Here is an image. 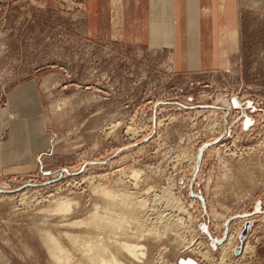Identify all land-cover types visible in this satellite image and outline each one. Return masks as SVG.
I'll list each match as a JSON object with an SVG mask.
<instances>
[{
    "label": "rangeland",
    "instance_id": "374dc122",
    "mask_svg": "<svg viewBox=\"0 0 264 264\" xmlns=\"http://www.w3.org/2000/svg\"><path fill=\"white\" fill-rule=\"evenodd\" d=\"M71 2L9 0L0 31L1 99L9 109L0 142L9 139L16 121H23L29 137L23 112H35L30 136L42 142L44 115L51 140L48 148H30L36 165L28 170L0 165V264H56L42 240L49 230L67 248L69 264H98L97 253L93 258L84 248L98 238L110 247L114 237L143 243L148 253L145 263L124 264H239L253 258L243 255L246 245L255 254L256 246H264V10H244L242 49L231 68L178 75L167 57L145 47L115 48L114 37L109 44L85 36L82 17L72 19L81 7ZM30 82L38 94L27 91L25 101L10 109L9 95ZM100 186L128 198L114 203L99 194ZM130 196L141 203H135V215ZM62 198L72 205L64 215L55 213ZM168 199L182 210L169 207ZM123 202L126 217L135 219L124 220ZM111 213L126 221L116 226L121 230L108 224L115 217L103 218ZM96 214L104 222L95 224ZM245 215L247 221L239 220ZM68 233L93 240L72 246ZM211 234L218 244L232 235L235 250L229 251L232 244L214 250Z\"/></svg>",
    "mask_w": 264,
    "mask_h": 264
},
{
    "label": "crops",
    "instance_id": "0c3cea01",
    "mask_svg": "<svg viewBox=\"0 0 264 264\" xmlns=\"http://www.w3.org/2000/svg\"><path fill=\"white\" fill-rule=\"evenodd\" d=\"M71 4L81 7L78 14L71 15L74 21L77 16L82 17L86 23L85 36L95 40L104 38L109 44L114 37L118 40L115 48L145 47L162 59L167 57L168 67L178 75L227 70L226 64L231 68L242 49L244 10L256 6L264 10V0H72ZM9 10V0H0V31L7 22ZM35 86L34 82L18 86L9 95V108L16 109L22 98L25 101L27 91L37 95ZM1 98L0 90V127L9 114ZM24 113L21 116L28 120L25 123L29 137L23 121H16L10 128L9 139L0 142V165L8 169L13 166L15 171L34 167L33 148L34 151L38 145L48 148L51 141L44 115L39 120L40 131L45 133L42 142L30 136L29 124L33 122L34 127L35 112L29 116ZM239 264H264V246H256L255 256Z\"/></svg>",
    "mask_w": 264,
    "mask_h": 264
},
{
    "label": "bare ground",
    "instance_id": "6f19581e",
    "mask_svg": "<svg viewBox=\"0 0 264 264\" xmlns=\"http://www.w3.org/2000/svg\"><path fill=\"white\" fill-rule=\"evenodd\" d=\"M242 100V99H241ZM244 102V101H243ZM243 102H240V103H243ZM244 104V103H243ZM135 171V170H134ZM139 174V173H138ZM100 193L99 194H101V195H105V196H107V197H111L110 199H114L112 202H114V203H117V202H115V199H117L116 197H118V199H119V197H121V196H117L116 194H118V193H115V191H111V190H109L107 187H103V186H100L99 188H96ZM97 191V192H98ZM95 193H96V190H95ZM120 194V193H119ZM126 196V198H128L127 197V195H124V196H122L121 198H124ZM103 198H106V197H103ZM131 198V196L129 197V199L127 200L128 202L131 200H133V199H130ZM63 199V198H62ZM117 199V200H118ZM122 200V199H121ZM125 199H123V201H124ZM120 201V200H119ZM134 201H136V200H133V202ZM137 202V201H136ZM136 202H134V204L132 203L131 205H130V207H128V208H132V212H134V208L133 207H136V205L137 204H139L140 203V201H139V203H136ZM167 204L169 205V207H171V208H176L177 210H182V208L180 207L181 205H179L176 201H174V200H171V199H168L167 200ZM56 206H55V211H57V212H55V213H61V212H67L66 214H68V212L70 211L71 212V203L69 204V202H68V200H60L59 199V201L57 202L56 201ZM107 203V202H106ZM114 203H112V204H114ZM126 203V202H125ZM125 203L123 202V205H122V203H120V206H121V208H122V206L124 207V211H122V209H121V211L122 212H125L124 214L122 213V215L124 216L125 214H127V209H125V207H127V205L126 206H124L125 205ZM135 203H136V205H135ZM144 203V201L142 202V204ZM111 204V205H112ZM128 204V203H127ZM141 204V203H140ZM109 206V202H108V207L110 208V210H112L113 209V205L112 206ZM117 205V204H116ZM116 205H114V206H116ZM129 205V204H128ZM105 206V205H104ZM139 206V205H138ZM145 206V207H144ZM144 206H142L141 205V207L142 208H144V209H146V205H144ZM99 207V206H98ZM98 207L96 208V209H98ZM140 207V209H142ZM148 207V206H147ZM115 208V207H114ZM100 209H103V208H101L100 207ZM105 209H107V207L105 206ZM119 210H120V208H118ZM135 209H137L136 211L138 212L139 210H138V208H135ZM144 209H142L143 211H144ZM116 210V209H115ZM131 210V209H130ZM175 210V209H174ZM97 211V210H96ZM113 211V213H114V209L112 210ZM141 211V210H140ZM142 211V212H143ZM104 212V211H103ZM107 212H109L110 213V211H107ZM116 212V211H115ZM118 212V211H117ZM116 212V213H117ZM120 212V211H119ZM118 212V213H119ZM132 212H128V213H132ZM97 213H101V212H97ZM117 213V214H118ZM121 213V212H120ZM119 213V214H120ZM146 213V212H145ZM62 214V213H61ZM65 214V215H66ZM133 215H135L136 213L134 212V213H132ZM132 214H130V215H132ZM60 215V214H59ZM62 215H64V214H62ZM103 215H106V214H103ZM103 215H102V217H103ZM110 215H112V213L111 214H107L106 216L107 217H103L104 219H106V218H108ZM115 215V214H114ZM95 216V217H94ZM123 216H121V214H120V216H118L117 218L118 219H122V217ZM126 216H128V214L127 215H125V217H124V220H126L127 218H129V217H126ZM91 217H94L95 218V220H94V222L96 221V220H102V218H101V216H97V214L96 215H91ZM111 217H115V216H111ZM121 217V218H120ZM245 217V218H244ZM243 217V219L242 218H240L239 220H245V221H247L248 220V217H249V215H245ZM94 218H91V219H94ZM110 218V217H109ZM108 218V219H109ZM116 218V217H115ZM116 218V219H117ZM135 219V216H130V218L129 219ZM140 218V217H139ZM65 219V218H64ZM90 219V220H91ZM113 220L112 218L109 220V222L110 223H108V224H111V226H112V224H113V226H114V228H118L117 229V231H119V227H116L117 225H123L122 224V222L124 221V220ZM92 221V223H93V220H91ZM128 221V220H127ZM83 222V221H82ZM98 222V221H97ZM97 222H95V224L97 223ZM101 222H104L103 220L101 221ZM126 222V221H125ZM125 222H123V223H125ZM76 223V222H75ZM75 223L73 224V225H75ZM80 223V222H79ZM88 224H89V222H87ZM87 223L85 224L86 226H87ZM83 224H84V222H83ZM95 224H93V225H95ZM98 224H99V222H98ZM104 224V223H103ZM102 224V225H103ZM107 224V223H106ZM93 225H91V226H93ZM174 225V224H173ZM104 226L105 225H103L102 227H103V229L105 230L106 228H108V227H106V228H104ZM109 226V225H108ZM88 228L90 227V226H87ZM94 227V226H93ZM96 228H97V225L95 226ZM110 227V226H109ZM122 227V226H121ZM181 227V226H180ZM200 227V226H199ZM111 228V227H110ZM100 230H103L102 228H99ZM206 227H205V231H206ZM103 230V231H104ZM108 231H109V229H107ZM116 230V229H115ZM121 230V229H120ZM123 231V230H122ZM121 231V232H122ZM46 232V231H45ZM48 232H50L51 233V231L49 230ZM46 233V235H45V237L44 238H42V240L44 239V241H45V243L46 244H44L46 247H48L47 248V250L50 252L49 254L51 255V259H53L54 260V262L56 263V264H69V263H71V262H69V254H67L68 252H66L65 250L67 249V248H63L64 246H62V245H59L58 243V241L55 239V237H53V235L52 234H50V233ZM104 232H106V231H104ZM111 232V231H110ZM113 230H112V233H109V234H113ZM116 232V231H115ZM178 232V231H177ZM117 233V232H116ZM114 234V235H117V234ZM120 233V232H119ZM123 233V232H122ZM228 233H229V230H228ZM239 233V232H238ZM237 233V236L239 235ZM121 234V233H120ZM155 234V233H154ZM66 235H69L70 236V238H71V242H72V246H74V245H77V243L81 240V241H83V240H85L86 242H87V240L89 241V242H91V240H93L92 238H87V237H80V235H79V237H77V236H71L72 234H66ZM106 235H107V233H106ZM114 235H113V237H114ZM125 235V234H124ZM143 235V234H142ZM156 235H158L157 233H156ZM69 236H67V237H69ZM111 237L112 238V235H108V237ZM211 236H212V238H213V240L211 241V244L212 245H215V249L213 248V246H212V248L214 249V250H217V249H221V250H223V251H226V247L227 246H229L230 244H232L233 245V243H231L232 242V239H233V236L231 235L230 237H229V239H228V241H227V238H228V235L226 236V243H225V245H224V243H222V244H218V243H215L214 241H219V238H217V239H214V235H212L211 234ZM124 237V236H123ZM156 238H159L160 239V236H155ZM163 237V236H162ZM161 237V238H162ZM82 238V239H81ZM86 238V239H85ZM208 238V237H207ZM99 239V238H98ZM97 239V241L95 242H92L90 245H88V246H86V247H88V248H84V249H88V251L87 252H89L90 250V252H92V257H93V254H94V256H96V258H95V260L92 258V257H90V258H92L93 260H94V262H98V264H124L125 262H124V260L126 261V260H128V261H130L131 259L134 261V262H141L142 263V261H141V259L143 260L145 257H147V254L148 253H146V251H145V248H144V244L142 243V242H140V243H142V245H140L139 244V242L138 243H133V242H129L128 240H122V238H120V237H114V238H112V239H110V243H112L111 242V240H113V239H116V240H114L113 241V243H115V244H113V245H116L117 246V248L116 249H114V251H113V249L111 248L112 246H110V247H108V246H106L107 244L106 243H103V244H105V245H103V244H99V242H100V240H98ZM117 239H119L118 241H117ZM128 239V238H127ZM132 239V238H131ZM138 239V238H137ZM140 239V238H139ZM138 239V240H139ZM159 239H158V241H159ZM248 239V238H247ZM70 240V239H69ZM102 240V239H101ZM221 240V239H220ZM143 241V240H142ZM156 241H157V239H156ZM69 243H70V241H68ZM238 242L239 243H241L242 242V237L240 236V238H238ZM82 243V242H81ZM81 243L79 242L78 244H80V246H82L83 245V247L85 246V242H84V244H82L81 245ZM107 243H109V242H107ZM194 243V242H193ZM108 245H111V244H108ZM187 245H190L191 246V244H187ZM223 245V246H222ZM62 246V247H61ZM70 246H71V244H70ZM78 246V245H77ZM116 246H113V247H116ZM210 246V245H209ZM187 247V246H186ZM236 247V246H235ZM76 248V247H75ZM146 248H148V247H146ZM190 247H187V249H189ZM77 249V248H76ZM81 249V248H80ZM83 249V250H84ZM230 249V248H229ZM69 250V249H68ZM78 250H79V247H78ZM150 250V249H149ZM235 249H234V245H233V247H232V249H230L229 251H234ZM80 251V250H79ZM94 251H96L95 253H94ZM89 252V253H90ZM99 252V253H98ZM228 252V251H227ZM70 253V252H69ZM79 253V252H78ZM88 253V254H89ZM97 253V254H96ZM82 254V253H81ZM96 254V255H95ZM90 255V256H91ZM121 255L124 257V255H125V257H124V259L123 260H121L122 259V257H121ZM243 255H249L250 257H252L253 255H255V250H254V247H252L251 245H246V247H245V249H244V254ZM245 256H243V257H245ZM80 257V256H79ZM83 257V256H82ZM120 257H121V259H120ZM203 257H206V255H204L203 254ZM243 257H242V259H243ZM72 258V257H71ZM89 258V257H88ZM86 259V258H85ZM92 259H90V260H92ZM224 259L225 258H223L222 259V261L224 262ZM92 260V261H93ZM209 260V259H208ZM133 261H132V263H133ZM127 262V261H126ZM129 263V262H128ZM127 263V264H128ZM143 263H145L144 262V260H143ZM156 263V262H155ZM133 264H135V263H133ZM137 264V263H136Z\"/></svg>",
    "mask_w": 264,
    "mask_h": 264
},
{
    "label": "water",
    "instance_id": "95a60500",
    "mask_svg": "<svg viewBox=\"0 0 264 264\" xmlns=\"http://www.w3.org/2000/svg\"><path fill=\"white\" fill-rule=\"evenodd\" d=\"M194 197H196V195H194ZM200 198V200L201 201H203V198H201V197H199ZM245 229L242 231V234H241V237L242 238H244V237H246V234H247V232H248V230H249V224H247L245 227H244ZM221 242H219V244H220ZM236 255H239L241 252H242V249L239 247V248H237L236 249Z\"/></svg>",
    "mask_w": 264,
    "mask_h": 264
}]
</instances>
